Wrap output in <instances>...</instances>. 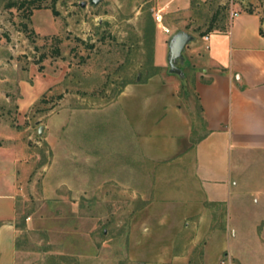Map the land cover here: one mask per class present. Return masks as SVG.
I'll list each match as a JSON object with an SVG mask.
<instances>
[{
	"label": "rangeland",
	"instance_id": "rangeland-1",
	"mask_svg": "<svg viewBox=\"0 0 264 264\" xmlns=\"http://www.w3.org/2000/svg\"><path fill=\"white\" fill-rule=\"evenodd\" d=\"M81 1L0 0V183L15 159L16 264H240L224 253L238 235L259 247L264 225L247 223L261 210L241 204L264 188V155L233 173L240 206L205 200L192 53L215 13L216 29L233 8L264 21V0L166 13L160 0ZM176 30L195 36L183 75L167 60ZM174 115L191 122L192 144L174 140Z\"/></svg>",
	"mask_w": 264,
	"mask_h": 264
},
{
	"label": "crops",
	"instance_id": "crops-1",
	"mask_svg": "<svg viewBox=\"0 0 264 264\" xmlns=\"http://www.w3.org/2000/svg\"><path fill=\"white\" fill-rule=\"evenodd\" d=\"M160 1L164 4L158 11L165 13L182 8L187 10L191 5V0ZM197 1L199 6L209 0ZM232 11H238V15L234 17L231 12L221 28L201 36L192 53L195 57L200 54L197 62L199 70L194 80L201 125L200 133L195 137L194 168L200 190L208 203L231 202L240 206L234 199L242 198L245 187L240 188L233 173L240 170L242 163L249 164L264 155V36L261 34L264 21L255 12L237 8ZM163 19L167 21L168 17L163 16ZM169 29L172 32V28ZM207 30L202 29L201 32ZM171 121L174 140L181 139L184 144H192L191 122L176 121L175 115ZM178 145L177 141L175 146ZM15 162L11 159L4 164L10 169L6 168L7 181L0 183V264L17 262L18 189ZM257 187L252 192L246 188V193L253 195L252 208L246 202V205L241 204L248 211L261 210L256 219L248 221V227H256L260 222L264 225V188ZM251 237L239 239L238 235L234 243L240 244L233 243L232 250L224 251V254L237 259L240 264H264L262 256H259L264 248V232L262 239L253 236L257 238V248L251 246ZM257 256L259 260H256Z\"/></svg>",
	"mask_w": 264,
	"mask_h": 264
},
{
	"label": "water",
	"instance_id": "water-1",
	"mask_svg": "<svg viewBox=\"0 0 264 264\" xmlns=\"http://www.w3.org/2000/svg\"><path fill=\"white\" fill-rule=\"evenodd\" d=\"M88 3L97 6L101 3V0H82L80 6L85 8ZM194 40L195 36L184 30L177 31L170 37L167 60L171 73L183 75V71L179 67V61H183L186 47Z\"/></svg>",
	"mask_w": 264,
	"mask_h": 264
},
{
	"label": "built area",
	"instance_id": "built-area-1",
	"mask_svg": "<svg viewBox=\"0 0 264 264\" xmlns=\"http://www.w3.org/2000/svg\"><path fill=\"white\" fill-rule=\"evenodd\" d=\"M232 15L235 17L238 15V11H232ZM155 19L157 21L158 28H161L163 32L170 34L171 31L163 24V15L160 12L156 13Z\"/></svg>",
	"mask_w": 264,
	"mask_h": 264
},
{
	"label": "trees",
	"instance_id": "trees-1",
	"mask_svg": "<svg viewBox=\"0 0 264 264\" xmlns=\"http://www.w3.org/2000/svg\"><path fill=\"white\" fill-rule=\"evenodd\" d=\"M54 13L57 14V12H55V11H54ZM218 14H219V13H215V14L213 15L208 30H207L206 32L202 33L201 36H204V35H206V34L212 32V31H214V30L216 29V28L214 27V24H215V22H216V20H217V18H218ZM261 34L264 36V30H263V29L261 30Z\"/></svg>",
	"mask_w": 264,
	"mask_h": 264
}]
</instances>
